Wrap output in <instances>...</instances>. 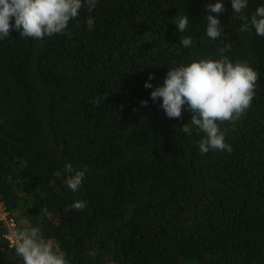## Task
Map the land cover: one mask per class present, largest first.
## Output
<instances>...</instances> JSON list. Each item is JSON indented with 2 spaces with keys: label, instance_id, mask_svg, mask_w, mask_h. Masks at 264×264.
I'll return each instance as SVG.
<instances>
[{
  "label": "trees",
  "instance_id": "trees-1",
  "mask_svg": "<svg viewBox=\"0 0 264 264\" xmlns=\"http://www.w3.org/2000/svg\"><path fill=\"white\" fill-rule=\"evenodd\" d=\"M210 2L97 0L62 34L0 39V264H23L3 212L15 230L40 227L69 264H264V37L241 32L224 0L212 13L222 36L208 38ZM222 56L257 72L255 94L240 119L218 122L231 153L202 154L204 134L181 131L187 105L168 118L151 92L170 69ZM68 163L86 169L76 192L54 175ZM77 200L87 207L65 212Z\"/></svg>",
  "mask_w": 264,
  "mask_h": 264
},
{
  "label": "clouds",
  "instance_id": "clouds-1",
  "mask_svg": "<svg viewBox=\"0 0 264 264\" xmlns=\"http://www.w3.org/2000/svg\"><path fill=\"white\" fill-rule=\"evenodd\" d=\"M97 0H0V39L9 37L11 30L20 32L21 37H29L42 40L45 36L62 34L70 20L76 18L79 10L87 7L91 12L95 9ZM234 14L243 21L240 31L255 29L257 36L264 37V6L256 8L251 17L241 15L247 8L248 0H231ZM224 11V0H215L206 6L208 13L206 20V36L216 40L222 36L221 21L212 15H219ZM14 20V23L11 21ZM177 30L184 33L188 27L187 16L180 14L173 19ZM89 30L93 28L94 19H87ZM179 42L184 48H190L193 40L190 36H181ZM230 49H221L223 53ZM149 81L153 79L149 75ZM258 74L245 63H233L227 56L219 60L201 59L187 66H179L170 69L164 80V85L156 87L151 92V99L155 102L162 98L160 107L168 118H181L182 107L192 113L189 123L181 127V131L192 135V129L198 130L204 136L199 140V150L202 154L210 150H227L232 148L225 143V136L220 132L218 122H235L251 106L255 94ZM145 88H151V83L145 82ZM147 106V101L141 102ZM64 178L62 182L73 192L82 186L85 178V170H74L68 163L64 166ZM87 207L85 201L77 200L65 209L83 210ZM1 208V207H0ZM6 216V212L1 216ZM4 217V219H6ZM8 226V225H7ZM8 235H11V243ZM6 237L10 245L23 264H69L66 254L58 245L46 240L40 227L25 228L23 230H7Z\"/></svg>",
  "mask_w": 264,
  "mask_h": 264
},
{
  "label": "built area",
  "instance_id": "built-area-1",
  "mask_svg": "<svg viewBox=\"0 0 264 264\" xmlns=\"http://www.w3.org/2000/svg\"><path fill=\"white\" fill-rule=\"evenodd\" d=\"M4 217H5V215H3ZM6 218V217H5ZM5 220H7V221H10V223L11 224H13V219L11 218V217H9L8 219L6 218ZM11 228V227H10ZM14 229V228H13ZM15 230V229H14ZM8 238L10 239V241H11V235H8ZM11 243H12V241H11Z\"/></svg>",
  "mask_w": 264,
  "mask_h": 264
},
{
  "label": "rangeland",
  "instance_id": "rangeland-1",
  "mask_svg": "<svg viewBox=\"0 0 264 264\" xmlns=\"http://www.w3.org/2000/svg\"><path fill=\"white\" fill-rule=\"evenodd\" d=\"M0 209H2V208H0ZM5 221H6L7 225H8V229L11 227V230L14 231L13 224H11L10 221H7V220H5ZM11 241H12V239H11ZM12 243H13V241H12Z\"/></svg>",
  "mask_w": 264,
  "mask_h": 264
},
{
  "label": "bare ground",
  "instance_id": "bare-ground-1",
  "mask_svg": "<svg viewBox=\"0 0 264 264\" xmlns=\"http://www.w3.org/2000/svg\"><path fill=\"white\" fill-rule=\"evenodd\" d=\"M67 83V82H66Z\"/></svg>",
  "mask_w": 264,
  "mask_h": 264
}]
</instances>
